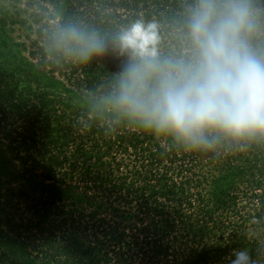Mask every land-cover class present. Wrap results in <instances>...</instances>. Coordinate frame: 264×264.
Returning <instances> with one entry per match:
<instances>
[{"label": "trees", "instance_id": "1", "mask_svg": "<svg viewBox=\"0 0 264 264\" xmlns=\"http://www.w3.org/2000/svg\"><path fill=\"white\" fill-rule=\"evenodd\" d=\"M0 227V264H264V0H0Z\"/></svg>", "mask_w": 264, "mask_h": 264}, {"label": "rangeland", "instance_id": "2", "mask_svg": "<svg viewBox=\"0 0 264 264\" xmlns=\"http://www.w3.org/2000/svg\"><path fill=\"white\" fill-rule=\"evenodd\" d=\"M8 30L11 39L18 41V35L22 34V27H20L19 24H16L15 26L9 25ZM1 228L2 227H0V233H2Z\"/></svg>", "mask_w": 264, "mask_h": 264}]
</instances>
